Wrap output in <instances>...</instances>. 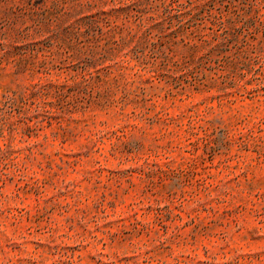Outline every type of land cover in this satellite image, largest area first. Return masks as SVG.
<instances>
[{
    "label": "rangeland",
    "instance_id": "374dc122",
    "mask_svg": "<svg viewBox=\"0 0 264 264\" xmlns=\"http://www.w3.org/2000/svg\"><path fill=\"white\" fill-rule=\"evenodd\" d=\"M0 264H264V0H0Z\"/></svg>",
    "mask_w": 264,
    "mask_h": 264
},
{
    "label": "trees",
    "instance_id": "16d2710c",
    "mask_svg": "<svg viewBox=\"0 0 264 264\" xmlns=\"http://www.w3.org/2000/svg\"><path fill=\"white\" fill-rule=\"evenodd\" d=\"M23 99H24L23 92H19L18 90L5 91L0 95V111L7 108H11L13 110L17 109L18 103L20 101H23Z\"/></svg>",
    "mask_w": 264,
    "mask_h": 264
}]
</instances>
